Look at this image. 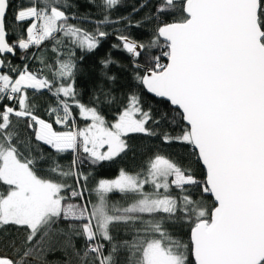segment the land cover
<instances>
[{
	"label": "snow or ice",
	"instance_id": "1",
	"mask_svg": "<svg viewBox=\"0 0 264 264\" xmlns=\"http://www.w3.org/2000/svg\"><path fill=\"white\" fill-rule=\"evenodd\" d=\"M126 6L0 0V264H264V0Z\"/></svg>",
	"mask_w": 264,
	"mask_h": 264
},
{
	"label": "trees",
	"instance_id": "2",
	"mask_svg": "<svg viewBox=\"0 0 264 264\" xmlns=\"http://www.w3.org/2000/svg\"><path fill=\"white\" fill-rule=\"evenodd\" d=\"M136 0H125L126 7L118 8L116 11L112 13L113 16L119 15L121 13H126L131 10V5L135 3ZM85 27L91 28L92 25L86 24ZM136 35H141V33H136ZM112 41L109 40L104 43L103 47H101L95 55H88L83 63L84 68V74H82L79 78L78 83L81 85H84L85 87H90L91 82L89 79L88 73L92 72L95 67L97 66V61L105 54V52L108 50V46ZM47 47H51V44L49 43ZM43 102V100L41 101ZM136 146L135 153L129 152L126 156H122L121 158H118L111 162H104L100 165L95 166L94 168H90V166L86 163L84 165V168L87 170L92 171L95 178H116L118 176V173L120 169L125 168L129 170H133L138 168L143 159H144V153L154 146L158 142L152 141L147 137L143 136H135L132 138L131 141ZM167 151V149H165ZM71 157V153L67 154L65 157V160ZM113 200H119L120 197L118 195H114L112 197ZM185 232H187V227L184 229ZM185 240H187V236L184 237ZM59 258V254L57 253L56 256H50V260H56Z\"/></svg>",
	"mask_w": 264,
	"mask_h": 264
}]
</instances>
